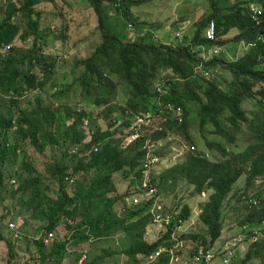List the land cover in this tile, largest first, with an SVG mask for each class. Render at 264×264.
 <instances>
[{"label": "trees", "instance_id": "1", "mask_svg": "<svg viewBox=\"0 0 264 264\" xmlns=\"http://www.w3.org/2000/svg\"><path fill=\"white\" fill-rule=\"evenodd\" d=\"M149 1L84 0L97 23L100 40L89 56L72 64L71 70L73 73L75 67H83L75 81L81 84V98L96 112L93 119L85 107L68 105L59 112L42 93L61 64L42 47L40 0H6L0 19V47L8 43L12 46L7 51L0 49V189L9 165L17 162V151L22 158L14 171L12 189L5 193L0 190V194L2 200L17 201L18 227L23 226V230L29 220L36 225L34 231L39 235L31 239L35 250L32 264H65L67 250L70 264H78L83 253L77 252L78 245L86 252V259L79 264H118L114 258L118 255L124 258V264H140L142 260L144 264H168L165 252L152 262L147 258L159 248L172 245L169 232L147 241L146 208H133L124 200L134 192L143 156L139 141L122 147L130 133V121L124 118L126 109L135 113L154 111L159 109L158 103L163 110L168 105L180 109L174 118L162 122L156 119L161 130L147 129L144 134L157 141L171 133L187 150L180 162L154 177L163 203L159 190L182 181L195 193L207 194L197 216L203 232L183 235L194 247L188 258L200 247L213 248L219 239L225 201L231 196H246L257 176L264 179L263 0H235L229 6L226 0H208L209 11L192 24L194 27L191 25L192 29L184 31L180 25L173 29H180L174 33L176 42H157L153 31L141 35L145 23L139 21L140 15L134 10ZM251 6L256 9L254 17ZM210 21L214 22L213 41L205 37ZM230 42L245 45L233 60L224 53L207 59L201 55V45L224 48ZM216 68L228 79L218 81L213 71ZM205 71L213 75L211 80ZM118 83L126 87L125 99L119 103L114 99ZM157 83L161 93L156 91ZM35 89L39 91L34 93ZM3 97L8 98L7 103ZM244 101H255L253 110L243 108ZM190 106L204 139L203 148L212 152L211 159L190 136ZM10 130L15 134L12 141ZM20 144L40 154L49 153L42 161L41 172L23 158ZM58 149H63L59 155ZM152 155L162 157V152L156 149ZM115 175L128 181L122 194L115 185ZM240 178L244 180L243 191L237 194L234 186ZM17 194L20 196L15 199ZM254 196L256 204H247L246 213L238 221L249 242L239 264H252L254 259L264 264V192ZM170 211H177V218L184 221L189 219L187 205ZM54 230L59 235L53 236ZM48 233L52 237L45 241ZM96 240H106L97 254L88 244ZM116 243L118 247L113 249ZM223 245L214 248L220 262L223 258L218 250ZM236 254L237 247L229 264ZM9 255L7 264L13 256Z\"/></svg>", "mask_w": 264, "mask_h": 264}, {"label": "rangeland", "instance_id": "2", "mask_svg": "<svg viewBox=\"0 0 264 264\" xmlns=\"http://www.w3.org/2000/svg\"><path fill=\"white\" fill-rule=\"evenodd\" d=\"M233 1L235 0H226V5H231ZM84 4V0H40L38 3V9L40 12V30L43 35V50L46 54L55 56L58 63L61 64V67L54 69L51 81L47 83L42 90V93L45 95L46 101H48L52 107L57 108L59 112H62L63 108L68 105L81 108L85 107L88 113L92 114L91 117L95 119V110L91 108L90 104L87 105L81 98V84L75 81L80 73H82L83 67H75L73 73L71 70L72 64L74 63L75 65L76 60L89 56L100 40L99 31L96 28L97 23L93 19V16L91 17V14L89 15L91 10H89L88 7L86 8ZM5 5L6 0L5 2H0V19ZM262 8L264 10V5H262ZM208 11V0H152L137 7L134 10V13L140 15V20H138L145 23L144 30L141 32V35H145V32L150 33V31H153V38H155L157 42H176L174 33L177 34L180 29L173 30L175 27L177 28V26L180 25L184 31L185 28L192 29L194 27L192 24ZM133 28L136 29V27ZM132 39L136 38L132 37ZM242 48V44L237 45L230 42L222 48V51L217 56L224 53L225 57L230 61L239 56ZM233 51L234 54H232ZM200 52L201 55L203 54L207 56L209 54L203 50H200ZM213 71L215 73V78L218 81L228 79L226 78V75L223 76L225 72L219 68H216ZM63 75L65 78H62ZM162 75L163 73L161 72L156 79L160 80ZM212 78L213 77H209L210 80ZM116 93L117 95L114 97L115 102L119 103L125 99L126 87L123 83L117 84ZM3 100L7 103L8 98L3 97ZM254 102L255 101H244L242 106L250 111L253 110L252 107ZM190 109L191 110L188 115L190 136L196 147L204 150V152H207V157L211 159L213 157L212 152L203 148L204 139L199 132L197 118L191 106ZM98 121H100V119H98ZM98 123H100L103 127L105 126L102 122ZM13 129L14 128H12V130ZM63 129L64 125H61V130L63 131ZM12 130L9 131L10 141L15 138V134H13ZM206 136L208 139L212 138V135L206 134ZM173 137L174 136L169 133L168 137L166 136V138L159 141V149H161L162 157H160V165H158V168L156 169L157 177L163 169L171 166L175 162H180L184 153L187 151L185 147L181 146L180 141L174 140ZM20 145L23 151V158L25 157L29 162H31L34 170L41 172L43 169L42 161L49 153L44 152L43 154H40L34 151L30 146L23 144ZM61 151H63V149L57 150L58 155ZM17 153V162L11 163L6 170L3 185L0 189L3 193H5L6 190L8 191L12 189L13 183H11V180L16 179L14 171L19 169L20 160L22 158L21 152L17 151ZM113 179L118 193L122 194L127 187L128 181L126 179L124 181V178H120L119 176L117 177L116 175ZM243 185L244 180L240 178L234 186V190H236L237 194H240L243 191ZM163 188V190H159V193H161V197L164 200L163 204L167 208L173 209L175 207H181V205H187L190 209L189 219L184 223L185 235L188 233L203 232L204 228L199 222L197 216L200 205L206 200L207 194L195 193L193 187L183 181L173 187L164 185ZM260 192H264V179L257 176L251 187L246 192L245 198H254V195ZM50 194L53 196V192ZM19 196L20 195L17 194L15 199H18ZM247 204L248 203L244 201L242 197L240 199H234L231 196L223 205V230L219 239L213 245V248L217 249V247L223 243L226 245L230 242H235L239 254H236L231 264L240 263L244 257L247 246L249 245V242L246 240L244 233L241 232L238 225V221L246 213L245 206ZM18 210L19 206L16 200H2L0 194V264H7L10 257L9 253H12L13 255L11 264L34 263L33 260H35V250L31 239L33 237L36 238V236L39 235V232L34 231L36 225H33L31 220L27 221L23 230V226L20 225V227H18ZM10 223L14 225L13 228L9 227ZM146 232L147 233H145L144 238H146L147 241L154 240L157 236H159L154 230H146ZM152 232H154V234ZM57 234L59 235V232L54 230L53 236ZM104 241L106 240H96L88 242V244L90 247L96 248L95 253L97 254L98 251L104 247ZM190 243L191 242L187 240L185 248L179 252L180 256L183 257V259L181 258L182 261L184 258L187 259L192 253L194 247ZM8 244H10V247ZM73 247H70L69 249H74ZM117 247V243L112 246L113 249ZM82 249L84 248L78 245L76 250L80 253H86L81 251ZM68 251L69 250H67V261L65 264H70L71 260L69 255L70 253ZM83 253H81V255ZM80 257L78 264L81 263ZM114 258L118 264H124L123 257L118 255L114 256ZM82 262H84V260ZM141 263L144 264V261L142 260ZM211 264L222 263L220 262L219 257L215 256V258L211 261ZM252 264L263 263L258 259H254Z\"/></svg>", "mask_w": 264, "mask_h": 264}, {"label": "built area", "instance_id": "3", "mask_svg": "<svg viewBox=\"0 0 264 264\" xmlns=\"http://www.w3.org/2000/svg\"><path fill=\"white\" fill-rule=\"evenodd\" d=\"M252 12V17L256 13L255 7L250 8ZM205 37L209 40L215 38L214 35V22L210 21L205 30ZM12 46V43L2 45L1 50L7 51ZM212 53L216 54L218 52L217 48H212ZM204 75L206 77H211L209 71H205ZM156 91L161 93L160 84H156ZM39 89H35L33 92H38ZM159 109L144 110L138 113L131 111L130 109L125 110L124 118H127L129 123V135L123 141L122 147H127L139 141L140 148L143 150V156L140 163V174L137 182L134 186V192L129 196L125 197V202L130 204L133 208L143 205L146 208V214L149 217V223L146 226L147 231H156V234H164L169 232V239L172 245L168 248H159L155 253L147 258L148 262H152L158 258V256L165 252L168 256V264H211V261L215 258L216 250L214 248L204 249L202 247L196 249L192 256L187 259H183L179 255V252L185 248L186 241L183 239L185 234L184 223L186 221L181 218H177V211H170L169 208H165L162 199L157 193V187L155 184L154 177L156 176V169L160 165V157L152 155V152L160 148V140L152 141L146 138L144 131L147 129H158L161 130V126L156 124V119L158 121H165L168 118H174L180 113V109L175 108L172 105H168L165 110L160 107ZM157 111V112H156ZM157 114H156V113ZM86 125V122L84 123ZM168 137V136H167ZM174 140L178 141V137H173ZM142 141V142H141ZM180 141V140H179ZM138 144V145H139ZM184 147L183 145H181ZM96 150V147L94 148ZM161 150V149H160ZM76 150L73 149L72 152ZM159 162V163H158ZM65 180L72 183V179L65 177ZM14 183V180H11ZM243 199L245 197H242ZM247 202L250 204H256V201L252 198H248ZM10 228H13V224H9ZM154 234V232H152ZM52 237V233H48L46 240ZM228 243V242H227ZM236 246L235 242H230L223 245L222 250H218L222 264H229V259L234 253V248ZM182 258V259H181ZM86 259V253H83L80 257V262ZM181 262V263H180Z\"/></svg>", "mask_w": 264, "mask_h": 264}, {"label": "clouds", "instance_id": "4", "mask_svg": "<svg viewBox=\"0 0 264 264\" xmlns=\"http://www.w3.org/2000/svg\"><path fill=\"white\" fill-rule=\"evenodd\" d=\"M206 30V29H205ZM214 35H215V33H214ZM209 40V39H208ZM213 40H215V38L213 39ZM213 40H210V41H213ZM243 44V43H242ZM217 48L218 49V52L216 53V54H214V53H212V48ZM200 49H201V51L203 50V51H206L207 53H209L207 56L206 55H203L202 54V57H204L205 59H207V58H209V57H211V56H213V55H218L221 51H222V47H219V46H216V45H214V46H207V47H205L204 45H201L200 46ZM211 77H212V75H211ZM169 134V133H168ZM168 134H167V136H168ZM157 173V172H156ZM241 197H245V195H243V196H241ZM249 198H252V197H249ZM243 199V198H242ZM247 199L248 198H244V201H246L247 202ZM252 199H254L255 200V198H252ZM256 201V200H255ZM248 203V202H247ZM248 204H250V203H248ZM184 228H185V226H184ZM235 248H236V246H235Z\"/></svg>", "mask_w": 264, "mask_h": 264}, {"label": "crops", "instance_id": "5", "mask_svg": "<svg viewBox=\"0 0 264 264\" xmlns=\"http://www.w3.org/2000/svg\"><path fill=\"white\" fill-rule=\"evenodd\" d=\"M40 29H41V27H40Z\"/></svg>", "mask_w": 264, "mask_h": 264}]
</instances>
